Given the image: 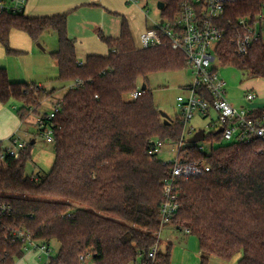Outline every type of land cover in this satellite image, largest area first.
<instances>
[{"label":"trees","instance_id":"16d2710c","mask_svg":"<svg viewBox=\"0 0 264 264\" xmlns=\"http://www.w3.org/2000/svg\"><path fill=\"white\" fill-rule=\"evenodd\" d=\"M157 1L165 3L161 18L172 20L186 0ZM263 1L234 0L220 20L227 29L220 51L223 63L252 77H264V41L255 43L247 56H238L234 26L242 17H254ZM13 30L35 42L47 31L57 33L59 47L50 55L60 86L47 89L14 81L0 67L1 103L12 106L24 125L36 115L38 125L47 119L48 112H38L46 99L63 102L51 121L55 160L50 171H26L35 137L19 158H0V204L12 206L11 213L0 214V264H15L26 254L22 243L10 241L9 230L15 228L59 244L48 264H135L139 256L146 264H173L172 243L160 246L154 259L149 257L158 241L163 185L171 165L149 155L147 146L156 138L178 143L185 125L179 116L166 123L149 75L184 69L185 53L169 42L137 46L127 20L118 37L100 33L108 54H89L84 62L78 60L69 35L67 12L37 17L3 12L0 43L7 53L18 54L10 44ZM78 79L82 85L69 87ZM141 80L147 83L145 90ZM139 89L138 98H128ZM256 114L264 116V108ZM206 143L212 145L209 151L197 144L187 151L192 159L207 161L211 170L183 181L171 225L198 238L200 264H208L212 256L231 261L238 254V264H264V143L224 142L215 132Z\"/></svg>","mask_w":264,"mask_h":264},{"label":"built area","instance_id":"2783aa9c","mask_svg":"<svg viewBox=\"0 0 264 264\" xmlns=\"http://www.w3.org/2000/svg\"><path fill=\"white\" fill-rule=\"evenodd\" d=\"M29 0H0V15L5 11L14 13L25 12ZM234 0H186L178 14L172 19L161 18L141 34L142 48L162 45L169 42L173 49L181 50L186 55V67L193 71V80L184 87L185 94L177 97L179 117L185 125L184 132L172 151L175 157L168 161L171 165L170 173L163 185V201L161 204L160 223L161 228L157 232L158 241L149 252V257L155 258L160 248V235L166 225L176 216L180 208V189L183 181L192 177L205 174L211 170V165L205 160H195L187 151L190 144H197L201 151H209L210 144L206 139L210 133L206 132L204 141L190 143L188 140L194 136L198 129L192 120L196 117L210 119L209 124L214 127V132L223 127L224 142H255L264 143V116L257 115L255 109L249 106V102L257 99L258 94L249 91L245 95L246 104L236 106L227 96V81L220 75L219 68L214 65L218 61L223 65L220 55L222 42L227 29L221 23V17L229 3ZM138 4L139 0H129ZM148 13V10H147ZM236 32L235 52L238 56H247L255 43L264 41V1L260 11L254 16L242 17L234 26ZM81 80H75L69 87L82 85ZM142 94L141 89L129 94V99H136ZM62 100H57L53 108L47 113V119L41 118L38 126L40 133L47 141L55 142V127L51 123L62 109ZM24 126V124H23ZM28 128V127H26ZM25 128L18 129L8 140V145L3 148L0 155L4 159L5 154L19 158L30 141L22 136ZM29 133V129L24 130ZM165 144L161 139H151L147 146V153L158 156ZM206 146H209L207 148ZM160 158V157H159ZM10 204H0V214L11 213ZM189 232L188 229H185ZM9 238L12 243H22L26 253L36 252L39 258L48 256V264L53 255L51 243L36 239L26 229L15 228L9 230ZM142 255V254H140ZM87 257L91 253H87ZM83 255L81 259H85ZM141 258V256H139ZM135 264H146L137 260Z\"/></svg>","mask_w":264,"mask_h":264},{"label":"rangeland","instance_id":"374dc122","mask_svg":"<svg viewBox=\"0 0 264 264\" xmlns=\"http://www.w3.org/2000/svg\"><path fill=\"white\" fill-rule=\"evenodd\" d=\"M139 1L138 4H135L129 3V0H120L116 2L115 9L102 5L80 8L68 13V32L70 37L76 39L78 58L83 59V56L88 54H108L109 47L101 39L99 35L100 30H97V26L103 29L102 31L105 35H110L113 28L119 26L118 30H120L123 17L128 20L135 43L137 46L142 47L141 34L148 29L147 27L154 26L155 20L160 19L161 10L158 8L157 0ZM26 13L29 16L45 15L29 10ZM101 21H103L106 28L101 26ZM25 35L16 37L13 34L10 38V44L12 47L16 45L14 48L29 51L28 53L26 52L21 55L9 54L0 43V67H6L11 80L17 77L21 79L19 81H28L36 84L38 83L36 81H44L57 85L58 80L51 78L54 77L58 69L50 55L52 51H55L59 47L57 33L52 30L45 32L40 41H34L32 51L30 49L31 46L29 49H26L28 41ZM38 43H41L43 48L38 46ZM214 65L219 68L220 75L227 81V96L232 104L236 106H240L243 103L246 104L244 97L249 92L247 88L252 87L259 93L258 99H264V78L252 77L235 65H219L218 61ZM192 80L193 71L190 67L149 75V83L154 91L156 105L169 119H175L176 116H179L180 110L177 105V97L185 94L184 87L192 82ZM142 84L143 80L140 81V85ZM55 101V98L46 99L38 112H41V114L44 111L49 112L53 108ZM255 101L249 102L248 105L254 107L253 102ZM12 105L18 106L19 104L13 103ZM37 118L36 115H33L31 125L29 123L26 124L29 127L25 129H29V133H25V129L22 131V136L25 140L31 141L34 137L36 138L33 156L26 166L27 173L35 175L38 172L50 171L55 160L54 143L47 141L43 135L39 134L40 127L37 125ZM209 122L210 119L204 120V118L196 117L191 123L198 129L214 132V127ZM3 144L4 146L2 145V147L4 148L8 144V141L4 140ZM174 146L177 147L174 144H165L159 153V157L165 162L171 161L175 157V153L172 151ZM206 147L209 148V146ZM172 242L174 246L173 264H200L201 252L198 238L195 235L185 230L176 229L173 225L169 224L161 232L160 245L162 249H165ZM51 249V255H56L59 244L52 242ZM25 255L23 258L17 259L15 264H34L32 262L33 259L36 260L35 264H45L48 261V256L43 255L42 258H39L36 252H33L31 256ZM241 256L242 254H238L231 261L212 256L208 264H238ZM138 260L140 261L141 258ZM89 264L92 263L89 262Z\"/></svg>","mask_w":264,"mask_h":264},{"label":"crops","instance_id":"0c3cea01","mask_svg":"<svg viewBox=\"0 0 264 264\" xmlns=\"http://www.w3.org/2000/svg\"><path fill=\"white\" fill-rule=\"evenodd\" d=\"M118 1H120V0H29L28 4L26 6V9H25V14L28 15L26 12L29 10L31 12L32 11L33 12H39V14H45L44 16H48V15H54L57 13H64V12L71 13V12H74L76 9L87 8V7H97V6H102V5L107 6L111 9H115V4ZM31 17H37V16H31ZM124 20H127V19H125L123 17L121 25H122ZM156 21L157 20L154 21V25H155ZM100 24L103 28H106L104 26L103 21H101ZM121 25H120V30H118L119 26L117 28L115 27L111 31L112 33L110 35H107V36L118 37L120 35ZM149 27H147V28H149ZM151 27H153V26H151ZM97 30H100L99 35H100V33H103V31H102L103 29H101L100 26H97ZM13 34L16 37L25 35V33L23 34V32L19 31V30H13L11 32V37ZM25 36L27 37V41H28V47H26V49H29V47L31 46L30 49L32 51V45L34 44V41L27 34ZM74 40H76V39H74ZM14 47H16V45ZM14 47H12V48H13V50L19 52L18 55L29 52V51L14 48ZM88 55L83 56V59L78 58V60L80 62H84ZM56 67H57V65H56ZM57 69H58V67H57ZM53 78L58 80V78H59V72L58 71L56 72L54 77H52L51 79H53ZM255 78H260V77H255ZM262 78H264V77H262ZM12 80L19 81L21 79L14 77V78H12ZM36 82H38L37 84L39 86H43L44 88H47V89H51L53 87H59L60 86L59 81H57V85L50 84V83H47L44 81H36ZM66 87H68V86H66ZM247 91H254L258 94L257 100L256 101L254 100L255 102H253V106H254L253 108H255V109L264 108V99H258L259 93L253 87L247 88ZM244 99H245V97H244ZM56 101L54 102V104L56 103ZM54 104H53V106H54ZM242 105H245V103L241 104L240 106H242ZM37 121H38V119H37ZM21 127L26 128L27 126L26 125L23 126V123H22L21 119L19 118V116L17 115L16 111H14V109L12 107L3 104L0 101V143H3L4 140L8 141L9 138ZM3 146H4V144H3ZM172 244H173V242H172ZM32 254H33V252H29L25 256H31ZM33 260H32V262L35 264L36 260L35 259H33ZM19 264H22V263H19Z\"/></svg>","mask_w":264,"mask_h":264},{"label":"water","instance_id":"95a60500","mask_svg":"<svg viewBox=\"0 0 264 264\" xmlns=\"http://www.w3.org/2000/svg\"><path fill=\"white\" fill-rule=\"evenodd\" d=\"M164 7H165V3L162 2V1H159V2H158V8H159L160 10H162ZM38 46H40L41 48H43V46L41 45V43H38ZM142 88L145 90V89L147 88V83H143ZM162 114H163V116H164V118H165L166 123H170L171 121H170V119L167 117V115L164 114L163 112H162ZM222 131H223V127L220 128V129L217 131V133L222 132ZM204 139H205V131H204L203 129H201V130H199L198 132H196V133L194 134V136H192L188 141H189L190 143H198V142L204 141ZM34 143H35V140L32 141V144H34Z\"/></svg>","mask_w":264,"mask_h":264}]
</instances>
